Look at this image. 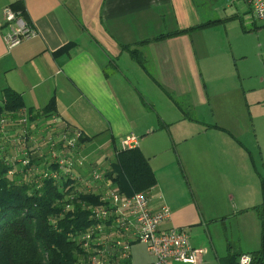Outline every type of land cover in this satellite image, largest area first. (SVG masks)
I'll return each instance as SVG.
<instances>
[{"label": "crops", "instance_id": "obj_1", "mask_svg": "<svg viewBox=\"0 0 264 264\" xmlns=\"http://www.w3.org/2000/svg\"><path fill=\"white\" fill-rule=\"evenodd\" d=\"M7 6L20 11L38 35L8 48L2 25ZM207 22L211 25L193 29ZM163 35L167 36L158 39ZM218 44L227 66L237 59L253 58L260 63L258 74L240 71L242 90L233 91L234 101L226 113L233 120L232 114L238 117L239 109L246 111L247 119L255 126L261 123L264 130V24L252 18L250 7L242 1L0 0V108L5 90L10 89L21 95L22 108L33 114L34 123L60 115L82 130L85 140L80 150L87 156V166L99 163L109 171L120 150L117 141L122 147L124 138L133 134L142 150L139 136L149 134L144 122L148 113H157L161 127L168 121L153 98L145 95L151 84L142 89L133 85L127 60L141 68L181 120L197 121L184 114L182 98L192 96L196 102H206L207 86L201 84V74L209 64L202 62L213 57L209 45ZM66 45H70L68 51L55 54ZM132 51L138 52L142 63L133 58ZM211 71L222 83L227 76L231 83L238 77V71L232 74L230 67ZM215 89L216 95L231 94ZM93 140L99 141L101 150L90 153ZM149 162L152 165L150 157ZM159 186L147 190L155 196L153 206L165 204L171 209V219L163 227L187 231L192 245L203 250L198 264H222L229 244L245 253L260 246L259 232V244L249 246L240 237L235 241L226 235L225 249H220L215 240L217 225L228 216L212 214L198 198L165 195ZM140 245L132 247V264H151L145 249L142 258L135 259L133 249Z\"/></svg>", "mask_w": 264, "mask_h": 264}, {"label": "rangeland", "instance_id": "obj_2", "mask_svg": "<svg viewBox=\"0 0 264 264\" xmlns=\"http://www.w3.org/2000/svg\"><path fill=\"white\" fill-rule=\"evenodd\" d=\"M257 39L254 35V44ZM220 47V44L209 45L213 57L202 62L209 64L205 76L201 74V84L207 86L206 102H196L192 96L182 98L184 114L197 121L181 120L180 114L165 103L163 94L138 65L128 59L127 67L134 86L142 89L151 84L152 88L144 94L153 98L158 112L168 119L166 126L161 127L157 113H148L144 122L149 134L139 136L142 153L148 160L151 158L155 185L161 184L159 188L165 195L198 198L202 205L210 207L212 214L227 215L228 219L218 223L215 237L220 249H225L226 235L235 241L240 237L249 246L259 244L261 224L254 206L262 201L259 173H264V130L261 123L255 126L252 119H247L246 111L239 109L238 117L232 114L233 120L226 113V109L232 107L230 102L234 101L233 91L242 90L240 71L258 74L262 69L260 63L253 58L237 59L227 66L221 58ZM219 66L232 68V74L238 71L234 83L229 76L222 83L217 80L215 71L210 72ZM217 87L231 94L216 95ZM116 146L122 149L118 141ZM98 150H101L99 141H91L88 151ZM143 249L142 245L134 247L136 260L142 258Z\"/></svg>", "mask_w": 264, "mask_h": 264}, {"label": "built area", "instance_id": "obj_3", "mask_svg": "<svg viewBox=\"0 0 264 264\" xmlns=\"http://www.w3.org/2000/svg\"><path fill=\"white\" fill-rule=\"evenodd\" d=\"M233 1L246 3L252 18L264 24V0ZM2 20L8 48L38 35L12 6L4 8ZM83 138L82 130L70 126L58 114H51L39 124L23 108L0 115V162L10 166V178L25 170L32 177L52 179L60 186L71 182L69 186L76 193L99 196L100 204L83 205L92 222L74 237L81 248L75 264H132L134 244L145 247L151 264H198L203 250L192 245L187 231L163 227L171 219V209L165 204L153 206L155 196L148 190L125 195L107 175L106 167L99 163L87 166V156L80 150ZM137 146L133 134L122 141L123 149ZM76 193L70 196L71 201ZM251 261L249 254H243L238 262Z\"/></svg>", "mask_w": 264, "mask_h": 264}, {"label": "trees", "instance_id": "obj_4", "mask_svg": "<svg viewBox=\"0 0 264 264\" xmlns=\"http://www.w3.org/2000/svg\"><path fill=\"white\" fill-rule=\"evenodd\" d=\"M209 25L207 22L193 29ZM69 47L66 45L55 54L66 52ZM131 55L142 63L137 51H132ZM4 95L1 113L23 107L19 93L6 89ZM111 164L107 175L127 196L150 189L156 183L149 160L139 147L118 150ZM9 168L0 162V264H75L81 248L74 237L92 222L90 212L83 205L100 204L99 196L76 193L75 188L69 186L71 182L60 186L52 179L32 177L25 170L10 178ZM259 175L262 201L254 209L261 223L260 246L245 253L229 244V253L222 264H239L243 254L251 256V264H264V173ZM73 193L76 197L71 201Z\"/></svg>", "mask_w": 264, "mask_h": 264}]
</instances>
